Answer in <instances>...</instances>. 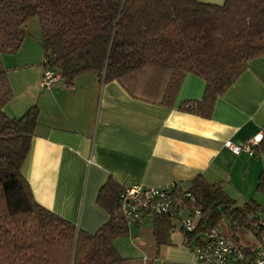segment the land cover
<instances>
[{"label": "trees", "instance_id": "16d2710c", "mask_svg": "<svg viewBox=\"0 0 264 264\" xmlns=\"http://www.w3.org/2000/svg\"><path fill=\"white\" fill-rule=\"evenodd\" d=\"M34 17L40 26L42 75L52 70L68 88L78 76L91 73L172 106L183 76L192 73L203 79V95L178 108L209 118L217 97L252 58L264 55V0H0V264H144L142 258L120 255L114 245L131 227L120 209L124 185L114 178L98 190L96 203L107 219L94 233L33 198L22 167L38 125V107L17 117L4 111L13 91L2 54L19 50ZM252 151L264 155V133ZM255 189L264 194V161ZM186 190L194 200L184 199L183 209H174L173 216L196 210L199 216L192 231L181 227L185 245L202 242L205 229L222 219L234 237L245 230L259 239L254 224L264 219V208L255 200L237 205L220 183L202 176ZM148 217L164 221L170 216ZM242 248L253 252L251 246Z\"/></svg>", "mask_w": 264, "mask_h": 264}, {"label": "crops", "instance_id": "0c3cea01", "mask_svg": "<svg viewBox=\"0 0 264 264\" xmlns=\"http://www.w3.org/2000/svg\"><path fill=\"white\" fill-rule=\"evenodd\" d=\"M24 45L29 48L2 56L13 91L4 111L17 117L38 107L22 173L39 205L80 230L94 233L106 221L96 197L108 177L124 187L175 182L186 189L198 176L229 191H249L256 184L262 169L256 158L264 161V155L234 153L225 143L241 146L264 133V55L248 62L204 118L178 108L203 95L205 83L192 73L183 76L172 106L132 94L118 81L101 82L91 73L78 76L68 88L59 80L42 89L43 66L36 65L42 55L35 44L22 42L20 47ZM174 217H146L131 225L127 236L114 240L116 249L144 264H201L184 244L182 226L180 236L176 233Z\"/></svg>", "mask_w": 264, "mask_h": 264}, {"label": "built area", "instance_id": "2783aa9c", "mask_svg": "<svg viewBox=\"0 0 264 264\" xmlns=\"http://www.w3.org/2000/svg\"><path fill=\"white\" fill-rule=\"evenodd\" d=\"M59 78V74L45 69L39 82L40 88H50ZM260 139L252 138L241 146L229 141L225 145L234 153L244 150L251 156L252 146ZM175 193L179 194L176 200L173 199ZM184 199L193 201L194 197L175 182L156 187L131 184L125 186L119 195L120 209L129 225L141 223L148 216H173L174 209H183ZM198 216V210L185 215L182 228L187 232L192 231ZM254 226V230L259 233L260 246L253 247V252L245 251L241 245L227 239L220 233L218 226L206 228L201 236L202 242L191 247L195 260L201 264H264V219L257 220Z\"/></svg>", "mask_w": 264, "mask_h": 264}, {"label": "rangeland", "instance_id": "374dc122", "mask_svg": "<svg viewBox=\"0 0 264 264\" xmlns=\"http://www.w3.org/2000/svg\"><path fill=\"white\" fill-rule=\"evenodd\" d=\"M25 31H27V37L28 39H23L22 42L24 43H30L35 44V51H40V55H42V48H41V34H40V26L37 17L31 18L28 23L26 24ZM39 44V45H37ZM23 49L29 48V46L24 45L23 47H20ZM15 54V53H14ZM3 56V54H2ZM4 63V62H3ZM33 62L29 64L31 66ZM42 63V56H40L39 63L36 65L40 66ZM21 69H17L16 72H20ZM40 82V81H39ZM40 86V85H39ZM257 162H262L261 157L256 158ZM258 178V177H257ZM257 183V182H256ZM245 187V186H244ZM256 184L253 183L252 187L249 191L244 189H232L231 191L225 190L228 192V194L236 200L237 205H242L244 202L249 201L250 199L255 200L262 208H264V194H260L256 191ZM184 215H181L180 217H174L173 220L176 223V233L179 235L180 227L182 225V218ZM218 228L220 233L225 236L227 239L233 241L234 243L242 246H251L254 248H258L260 246V241L251 233L246 232L245 230H240L235 233V237L233 236V232L229 227V224L225 219H222L218 223ZM180 236V235H179Z\"/></svg>", "mask_w": 264, "mask_h": 264}]
</instances>
